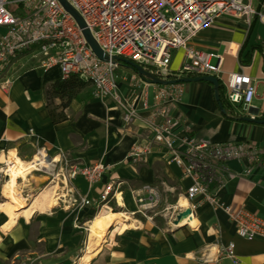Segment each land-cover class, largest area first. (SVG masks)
I'll list each match as a JSON object with an SVG mask.
<instances>
[{
    "label": "crops",
    "instance_id": "0c3cea01",
    "mask_svg": "<svg viewBox=\"0 0 264 264\" xmlns=\"http://www.w3.org/2000/svg\"><path fill=\"white\" fill-rule=\"evenodd\" d=\"M222 16L229 22L228 29L215 33L207 26L198 33L194 44L224 56L223 75L244 72L256 81L251 112L256 118H262L264 23L256 21L250 34V27L242 20L230 15L217 19ZM234 46L238 47L237 53L229 55L228 51ZM178 58L176 54L175 59ZM212 62L216 63V58ZM177 66L172 63L171 68ZM118 73V89L122 96L145 90L150 95L154 92V84L140 76L130 71ZM59 78L58 69L46 72L33 69L15 78L8 89L0 87V155L15 150L27 161L39 150H44L51 160L66 158L70 164L82 167L101 162L108 169L94 185L82 176L69 178L63 198L41 205L29 217H19L5 233L0 225V264H214L190 255L205 251L218 238L223 245L235 243L240 264H264V241L239 237L226 213L204 202L196 209L194 225L176 229L167 221L160 227L155 221L133 216L134 221L127 230L120 233L116 229L107 235L92 258L84 262L82 258L88 244L86 222L101 206L82 205V198L96 201L108 186L124 182L118 198L110 203L114 210L131 213L135 204L126 184L137 189L148 183L160 190L166 188L167 192L175 188L184 192L191 182L181 179L176 167L162 162L157 151L144 165H134L127 160L133 144L138 136L145 135V131L134 127L133 133L125 132L121 110L111 100L82 97L83 102L73 101L65 109V121L54 124L46 108L45 91ZM182 90L178 100L170 105L178 135L197 142H247L264 148V125L224 115L210 83H182ZM55 103L59 105L60 100ZM232 108L235 113L247 117L241 114L239 107ZM250 166L246 159L226 164V185L220 190L219 198L234 212L246 209L264 216V165L254 167L252 177L247 178L245 171ZM1 176L0 172V188L7 181L2 183ZM43 184H46L43 175L35 172L25 186L26 192L33 196L31 200L23 197L27 205L32 206L35 192H41ZM221 264L234 263L225 257Z\"/></svg>",
    "mask_w": 264,
    "mask_h": 264
},
{
    "label": "built area",
    "instance_id": "2783aa9c",
    "mask_svg": "<svg viewBox=\"0 0 264 264\" xmlns=\"http://www.w3.org/2000/svg\"><path fill=\"white\" fill-rule=\"evenodd\" d=\"M63 1L83 20L85 29L109 60L96 56L84 29ZM221 15L233 16L247 26L254 19L264 23V0H0V87L8 89L21 76L20 72L33 69L44 72L58 69L60 78L75 75L89 81L94 98L111 100L120 108L125 132L133 133L134 127L145 131L127 155L130 163L144 165L157 151L162 162L176 167L180 178L191 182L184 192L170 189L177 203L162 210L157 186L143 183L134 189L126 184L135 204L132 216L153 222L159 214L168 221L172 213L168 223L173 228V223L185 213L184 207H178L181 196L193 215L201 202L207 203L226 213L239 237L264 241V216L246 209L234 212L219 198L226 185V164L248 160L251 166L245 176L251 178L254 167L264 165V148L247 142H197L178 135L170 105L182 94V83L153 85L151 95L145 90L122 96L118 89L120 65L114 57L141 65L161 80L168 76L170 79L213 76L224 86L233 107H239L244 116L256 118L251 112L256 81L244 72L223 75L224 56L194 44L198 33ZM175 52L179 54V63L172 69ZM67 165L69 178L82 176L90 185L98 183L108 169L101 162L84 167L69 162ZM122 185L124 182L108 186L96 201L82 198L80 202L97 207L110 203L118 198ZM235 249V243L223 245L218 238L205 251L190 257L214 264H221L226 257L240 264Z\"/></svg>",
    "mask_w": 264,
    "mask_h": 264
},
{
    "label": "bare ground",
    "instance_id": "6f19581e",
    "mask_svg": "<svg viewBox=\"0 0 264 264\" xmlns=\"http://www.w3.org/2000/svg\"><path fill=\"white\" fill-rule=\"evenodd\" d=\"M58 161V159H49L44 150H40L30 161L21 159L15 150L0 155V165H4L1 167V172L7 177V181L1 187V194L7 200L4 203L0 202V225L4 233L15 224L19 217H29L41 205L65 196L67 178L64 176V179L61 173L56 172ZM35 172L47 173L51 179L44 185L41 192H35L32 206H29L21 196V186L25 187ZM178 207H184L185 213L179 221L173 223V228L194 225L195 215L192 214L187 201L182 198ZM133 221L132 213L121 209L114 210L111 203L103 204L86 222L88 244L84 250L83 261L88 262L92 258L107 235L116 229L120 233L124 232Z\"/></svg>",
    "mask_w": 264,
    "mask_h": 264
},
{
    "label": "trees",
    "instance_id": "16d2710c",
    "mask_svg": "<svg viewBox=\"0 0 264 264\" xmlns=\"http://www.w3.org/2000/svg\"><path fill=\"white\" fill-rule=\"evenodd\" d=\"M256 21L257 20L253 21L249 26L250 34ZM119 65L127 68L131 73L138 76L137 72L132 70L130 67H126L122 63H119ZM140 78L143 79L142 77ZM89 86H91L89 81L75 75L70 76L69 78H59L47 86L45 91L46 108L54 124L61 123L67 119L65 109L68 108L73 101L83 102L84 99L82 98V92ZM219 96L220 103L228 113L227 116L236 120H241L243 116L235 113V109H233L230 105L226 97L225 88L221 83ZM56 100H60L59 105H56ZM262 118H264V116Z\"/></svg>",
    "mask_w": 264,
    "mask_h": 264
},
{
    "label": "water",
    "instance_id": "95a60500",
    "mask_svg": "<svg viewBox=\"0 0 264 264\" xmlns=\"http://www.w3.org/2000/svg\"><path fill=\"white\" fill-rule=\"evenodd\" d=\"M66 9L75 17L78 25L84 29L83 33L85 35V38L92 48L93 52L96 54V56L102 60H109V57L105 55L102 50L99 48L97 43L92 38L89 30L85 29V24L83 20L79 17V15L71 9L64 1H63ZM114 61L122 63L126 67H130L132 70L136 71L138 76L142 77L147 83L154 84V85H172V84H179V83H189V82H207L210 83L213 86V89L215 91V100L218 102L219 108L221 112L224 115H227V111L224 109L222 104L220 103V96H219V88H220V82L217 78L213 76H202V77H195V78H184V79H170L168 76L166 80H161L152 73L146 71L141 65H138L134 62H131L129 60L123 59L121 57H114ZM242 121L249 122V123H255L258 125H264V118H252V117H242ZM182 215L178 218V221L181 219Z\"/></svg>",
    "mask_w": 264,
    "mask_h": 264
},
{
    "label": "rangeland",
    "instance_id": "374dc122",
    "mask_svg": "<svg viewBox=\"0 0 264 264\" xmlns=\"http://www.w3.org/2000/svg\"><path fill=\"white\" fill-rule=\"evenodd\" d=\"M228 23H229V22L227 21V18H226L225 16H222L221 18H219V20L217 19V20H215L214 22H212V23L209 25V27H210L209 29H213V31H214L215 33H221V32H224L225 30L228 29V27H227V24H228ZM237 51H238V47H237V46H234V49H230L228 52H229V55H232L233 53H237ZM176 53H178V52H175V53H174V59L176 58ZM174 59H173V65L176 66L179 62H178L177 59H175V60H174ZM33 66H34V65H33ZM171 67H172V66H171ZM29 71H30V70H29ZM119 71H120V72H124V73L129 72V70H128L127 68L123 67V66H120V67H119L118 72H119ZM20 73H21V75H23V74H25V73H27V72H20ZM92 89H93V88H92L91 86L87 87V88L82 92V97H83L84 99H86V98H88V97H93ZM7 153H8V151L5 152V154H7ZM17 154H18V153H17ZM36 154H37V153H36ZM20 158H21V157H20ZM64 158H65V157H64ZM31 159H32V158H31ZM31 159H30V160H31ZM30 160H27V161H30ZM66 161H68L69 164H70L69 159H68V160H67L66 158H65V159H59V165L56 167V172L65 175L66 178H67V181H68V179H69V176H68V174H69V173H68V166H69V165H67L68 162H66ZM1 167H4V165H0V168H1ZM36 174H41V175H43L46 184H47V183L49 182V180L51 179V176H50L49 174H47V173H44V172H36ZM5 180H7V177H5V176L2 174V176H1V181H2V183H4ZM43 185H44V184H43ZM21 188H22V189H21V190H22V192H21V196H22V197L30 198L29 200H31L33 196L30 195V193L26 192L25 187L21 186ZM160 191H161V198H162L161 210H162L166 205H168V204L174 205V204L177 203V197H173V196L171 195L170 192H167V189H166V188H162ZM175 193H176V192H175ZM180 198L182 199L181 196H180ZM6 200H7V199H4V198H3L0 202L4 203ZM171 216H172V213L168 215V221H169V217H171ZM138 218L144 220V218L141 217V216H138ZM170 219H171V218H170ZM154 221L158 224V226L163 227L167 220H166L165 216H163V215H159V214H158V215L155 217ZM168 221H167V222H168Z\"/></svg>",
    "mask_w": 264,
    "mask_h": 264
}]
</instances>
